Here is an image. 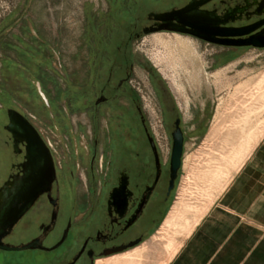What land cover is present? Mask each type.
I'll return each instance as SVG.
<instances>
[{
  "label": "rangeland",
  "instance_id": "374dc122",
  "mask_svg": "<svg viewBox=\"0 0 264 264\" xmlns=\"http://www.w3.org/2000/svg\"><path fill=\"white\" fill-rule=\"evenodd\" d=\"M189 1L0 0V187L19 158L5 130L8 109L62 150L97 131L93 109L108 73H133L146 104L161 80L184 110L209 106L204 136L187 142L162 226L142 249L98 264H169L264 135V50L219 54L187 35L141 34L149 13Z\"/></svg>",
  "mask_w": 264,
  "mask_h": 264
},
{
  "label": "flooded vegetation",
  "instance_id": "af4514ba",
  "mask_svg": "<svg viewBox=\"0 0 264 264\" xmlns=\"http://www.w3.org/2000/svg\"><path fill=\"white\" fill-rule=\"evenodd\" d=\"M201 10L225 20L222 28L241 32L238 39L264 45V0H212ZM147 23L144 28L155 24ZM194 39L221 49L219 54L264 50ZM115 75L108 73L100 86L93 109L97 131L87 134L84 144L72 139L70 147L60 150L37 129L51 151L57 179L51 195L37 202L6 243L20 246L39 240L42 246L24 254L0 250V264H98L142 249L164 223L185 165L187 142L196 143L204 136L209 106L184 110L161 80H156L148 96L152 102L146 104L144 91L133 84V73ZM150 76L154 81L153 73ZM103 118L108 124L101 128ZM179 131L183 152L173 178ZM10 141L14 152L11 135ZM16 155L7 180L19 173L17 166L24 162V153Z\"/></svg>",
  "mask_w": 264,
  "mask_h": 264
},
{
  "label": "water",
  "instance_id": "95a60500",
  "mask_svg": "<svg viewBox=\"0 0 264 264\" xmlns=\"http://www.w3.org/2000/svg\"><path fill=\"white\" fill-rule=\"evenodd\" d=\"M211 1L191 0L180 9L151 12L147 15V20L155 24L143 28L141 34L147 36L160 32L177 33L224 47L264 48V45L251 40L238 39L241 32L222 28L226 24L225 20L219 18L215 12L201 10V7ZM7 116L8 125L5 130L12 137L14 153H24V162L17 166L19 173L11 175L0 187V250L25 251L42 246L41 241L15 246L6 243V240L13 235L37 202L43 196L51 195L57 173L51 151L33 123L14 109H8ZM182 152L183 138L179 131L175 136L173 151V178L177 177L180 170Z\"/></svg>",
  "mask_w": 264,
  "mask_h": 264
},
{
  "label": "crops",
  "instance_id": "0c3cea01",
  "mask_svg": "<svg viewBox=\"0 0 264 264\" xmlns=\"http://www.w3.org/2000/svg\"><path fill=\"white\" fill-rule=\"evenodd\" d=\"M216 201L169 264H264V135Z\"/></svg>",
  "mask_w": 264,
  "mask_h": 264
},
{
  "label": "bare ground",
  "instance_id": "6f19581e",
  "mask_svg": "<svg viewBox=\"0 0 264 264\" xmlns=\"http://www.w3.org/2000/svg\"><path fill=\"white\" fill-rule=\"evenodd\" d=\"M181 44L183 48H187V45L184 42L181 41Z\"/></svg>",
  "mask_w": 264,
  "mask_h": 264
}]
</instances>
